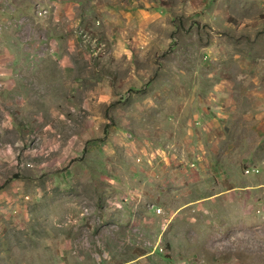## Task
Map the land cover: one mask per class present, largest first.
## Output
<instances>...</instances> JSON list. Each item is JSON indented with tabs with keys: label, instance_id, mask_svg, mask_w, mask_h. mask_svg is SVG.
<instances>
[{
	"label": "rangeland",
	"instance_id": "374dc122",
	"mask_svg": "<svg viewBox=\"0 0 264 264\" xmlns=\"http://www.w3.org/2000/svg\"><path fill=\"white\" fill-rule=\"evenodd\" d=\"M46 1L0 0V122L19 128L0 129V264H264V208L231 193L194 207L264 149V116H243L264 98V22L248 34L183 0H66L86 31L64 14L78 36L56 40ZM53 41L81 47L62 69L37 53ZM227 118L235 142H204Z\"/></svg>",
	"mask_w": 264,
	"mask_h": 264
},
{
	"label": "crops",
	"instance_id": "0c3cea01",
	"mask_svg": "<svg viewBox=\"0 0 264 264\" xmlns=\"http://www.w3.org/2000/svg\"><path fill=\"white\" fill-rule=\"evenodd\" d=\"M46 2H48L47 5L51 6L50 13L46 17L50 18V23L56 25L54 26L50 24L53 30L55 29L57 30L56 33H58V36H57L58 39L56 40H64L63 38L66 39L68 37L69 39L71 38L69 34H72L73 32L70 31L69 26L65 25V22H63L65 20L66 22H68V24L72 22V25L76 26V29L78 28V31L80 29L83 31L84 30L86 31V27L84 25V21H85L84 16L83 17L81 15L77 16L76 14H73L71 12L62 11V10H66L68 6L73 5L74 2H70L66 0H57V1L49 0ZM131 2H134V0H132ZM169 3H170L169 0L160 1V4H162L163 6H167ZM183 4L191 8L193 11H195L193 13H190L191 19H195L201 22L211 21V22H214L215 24L220 23L221 26L224 25V23L225 24L230 23L231 25L236 26V28L239 30L245 29L248 34H251V32H254L257 29V25L252 22H255L258 20H261L264 22V0H183ZM141 5H144V3H142ZM234 7H236L237 12H235ZM127 8L123 10L124 11L123 13H121L123 18H126V19L131 17L132 12L136 14H140L144 12V8H141V9L139 8L134 9L133 7L128 8V9ZM64 14H65V20H63ZM78 20H82L83 23H78ZM91 20L94 23L96 21L94 18H91ZM57 21H59V24ZM119 30L120 29H116L113 31V33L118 34V32H121V35L119 34L120 38L123 37L122 39L124 40L125 45H129V44H126V40H129V39L125 40L123 36L124 31H119ZM63 31H66L65 32L66 35L61 33ZM75 35L78 36L77 33H75L74 36ZM47 40H50V38L48 37ZM71 40H74V39L71 38ZM69 43L70 44L67 45V42H64V43L62 42L61 46H59L58 43L53 41L51 45H48L46 47V50L44 48V50H39L37 53L38 54L46 53L47 55L49 54L48 56L54 55L57 61L59 62L57 63L58 67L61 66L62 68H64L65 63L68 60L66 54L68 55L70 52L76 53L78 49H81L80 46L72 45L71 41H69ZM60 74L62 75V73ZM10 81L11 80L9 81L7 80L8 83H10ZM42 82H44V80H42ZM70 83H77V81L72 80ZM7 99L13 100L14 103L20 105L19 102L21 100V96H9L7 97ZM254 109H257L256 112L259 114V116L253 115L252 113L248 112V114L243 115L244 118L249 117V119H245V122L251 121L252 116H256L260 118L264 116V98H263V101L258 100V103L257 105H255ZM14 114H17V113L14 112ZM19 115L20 113H18V116ZM4 116L6 117L4 120L0 122V129L2 128L5 134L10 133L11 131L13 134V139H14L15 134L16 135L19 134V128L15 125L16 120L15 119L13 120L12 117H10L12 116V114L4 113ZM214 120L213 121H211V119L209 120L211 124H208L207 125L208 128L206 129L205 132H203V133H206L205 135L206 139H204V142H210V141H213V139L220 140V141H224L226 139L228 141H232L230 137H227L226 133L232 130L233 127L231 126L232 124H234V122L231 121L230 118L229 119L227 118L224 121L219 122V123L217 121L214 122ZM258 121H259V124L261 125V130H262L259 136V142L261 146H264V118L260 120L259 118H257L256 120L257 124H258ZM6 142H10V141H5V143ZM232 142H235V141H232ZM2 143L4 144V141ZM2 143L0 142V147L2 146ZM194 143L195 144H192L191 147L192 149L197 150L195 153V156L198 158V160H200V163L202 165L208 167V170L210 172H213L212 170L214 169L215 165H212L211 167V161L208 162V160H210L212 156L211 152L207 151V155L204 156L205 153H204V149L202 145V140L195 141ZM257 149H258L257 151L258 155L253 156L251 161H249L248 163H245L246 160L243 159L242 163L244 166L242 165V169L248 164H254L260 168L259 173L249 174V175L243 174L238 171L237 166H236V168L234 169V172L236 171L235 172L236 174L232 176H226L225 180L218 178L219 183L214 186L215 188L213 190L205 193L204 195L199 196L201 198L206 197L204 200L195 199L194 207L196 208L200 207L204 211H207L206 209L211 206L214 199H216L219 196L226 195V193H231L233 194L232 196H235L236 199L240 201L241 205L244 207H257L259 209L264 208V149L260 146H258ZM228 150H230L228 144L225 145L224 149L221 148V152L214 149V153H218V154L221 153V156H224L220 160V164L222 166L224 165L223 159L225 158L226 155L228 156ZM242 157L245 158V154ZM198 164L199 162L197 163V165ZM212 181H214V179H212Z\"/></svg>",
	"mask_w": 264,
	"mask_h": 264
},
{
	"label": "built area",
	"instance_id": "2783aa9c",
	"mask_svg": "<svg viewBox=\"0 0 264 264\" xmlns=\"http://www.w3.org/2000/svg\"><path fill=\"white\" fill-rule=\"evenodd\" d=\"M37 14L40 16H44L47 14V10L44 8H37ZM0 84H1V80H0ZM258 167L257 166H253V165H247L243 168V173L244 174H251V173H256L258 172ZM158 250H160V246L158 247Z\"/></svg>",
	"mask_w": 264,
	"mask_h": 264
},
{
	"label": "clouds",
	"instance_id": "9594fccd",
	"mask_svg": "<svg viewBox=\"0 0 264 264\" xmlns=\"http://www.w3.org/2000/svg\"><path fill=\"white\" fill-rule=\"evenodd\" d=\"M48 13V12H47ZM36 15H38V14H36ZM47 15V14H46ZM40 16V15H39ZM45 16V15H44ZM247 166V165H246ZM253 166H256V165H253ZM258 167V166H257ZM244 168V167H243ZM251 174H253V173H251Z\"/></svg>",
	"mask_w": 264,
	"mask_h": 264
},
{
	"label": "bare ground",
	"instance_id": "6f19581e",
	"mask_svg": "<svg viewBox=\"0 0 264 264\" xmlns=\"http://www.w3.org/2000/svg\"><path fill=\"white\" fill-rule=\"evenodd\" d=\"M162 248L160 247V250H161Z\"/></svg>",
	"mask_w": 264,
	"mask_h": 264
}]
</instances>
